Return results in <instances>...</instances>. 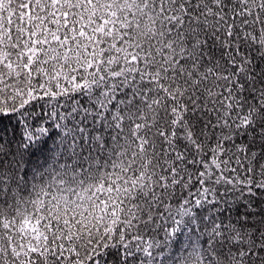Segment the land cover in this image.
<instances>
[{"label":"snow or ice","instance_id":"1","mask_svg":"<svg viewBox=\"0 0 264 264\" xmlns=\"http://www.w3.org/2000/svg\"><path fill=\"white\" fill-rule=\"evenodd\" d=\"M0 264H264V0H0Z\"/></svg>","mask_w":264,"mask_h":264}]
</instances>
